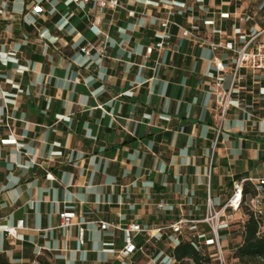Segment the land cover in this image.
I'll list each match as a JSON object with an SVG mask.
<instances>
[{
  "label": "crops",
  "instance_id": "0c3cea01",
  "mask_svg": "<svg viewBox=\"0 0 264 264\" xmlns=\"http://www.w3.org/2000/svg\"><path fill=\"white\" fill-rule=\"evenodd\" d=\"M119 1L84 14L70 0H0V264H176L170 230L140 236L123 263V233L99 223L202 219L236 181L264 196V71L241 70L224 123L210 94L215 58L229 86L260 12L240 0ZM166 20L194 37L172 25L170 46L149 56ZM86 42L106 43L107 59L84 56ZM237 217L239 234L248 217ZM20 220L19 238L3 232ZM205 226L193 229L203 244Z\"/></svg>",
  "mask_w": 264,
  "mask_h": 264
},
{
  "label": "built area",
  "instance_id": "2783aa9c",
  "mask_svg": "<svg viewBox=\"0 0 264 264\" xmlns=\"http://www.w3.org/2000/svg\"><path fill=\"white\" fill-rule=\"evenodd\" d=\"M77 9L85 14V11L90 5H98L101 9H110L117 10L122 8V5L119 0H70ZM167 9L171 11V14H174L172 11L175 8L174 3L166 6ZM262 10V7L258 9ZM258 10L255 12L257 13ZM134 13H132L133 15ZM244 21V19H241ZM245 21H247L245 19ZM100 20L93 23V27H98ZM176 26L179 29H182L178 24L166 20L162 22V28L164 29L161 33L160 41L147 49V54L151 56L155 50L164 51L170 46L169 34L167 30L170 26ZM182 35L185 38H193L194 34L191 30L182 29ZM213 50L217 51L221 48L220 45L210 44ZM94 51H97L102 60L107 59L108 52L106 43L101 44L99 47L95 46L90 42H86L84 46L81 47V53L84 56L93 58ZM237 52V62L235 65V70L232 75L231 84L228 86L226 82V64L219 58H215L214 67H215V77L214 83L211 86L210 94L213 96L215 110L220 114L221 122L224 123L226 118L231 110L234 102V95L238 91V85L241 81L240 72L243 69H251L253 71H264V29L257 30L251 38L245 43V45ZM158 65V64H156ZM7 119H10L8 117ZM9 127V126H8ZM246 181H236L233 185V194L223 205H216L211 197H209L207 205V213L202 219H190V218H180L177 221L170 224L167 228H158L153 229L149 226H143L139 223H131L125 227L113 225L108 222H100V229L107 231L109 229H115L121 231L124 236V246L118 252V259L121 262H126L131 259L140 249L137 239L140 236H148L151 239L159 241L161 239L162 233L165 230H170L172 235L175 236V241L180 244V236H183L187 230L196 228L199 225H206L210 231L211 242L210 243H201L197 237L199 236L197 232L190 234V238L193 243L200 248L205 246L206 252H214L215 259L219 264L226 263V254L223 245L222 232L224 230H229L230 226L238 221H241V218L237 216H242L244 209H247L255 218L261 223H264V196L258 194L255 196L247 195L245 193V184ZM261 184L264 185V179L261 180ZM164 205L160 204L158 206L159 210H162ZM62 220V227L64 229H70L74 226L73 217L70 216L67 212H64L60 215ZM24 227V221L20 220L16 227L5 228L3 232L8 234L14 239L19 238V233ZM261 234H263V227H261ZM81 244H84V229H81ZM176 261V260H175ZM176 264L177 263L176 261ZM184 264V263H180Z\"/></svg>",
  "mask_w": 264,
  "mask_h": 264
},
{
  "label": "trees",
  "instance_id": "16d2710c",
  "mask_svg": "<svg viewBox=\"0 0 264 264\" xmlns=\"http://www.w3.org/2000/svg\"><path fill=\"white\" fill-rule=\"evenodd\" d=\"M246 194L257 195L256 192H251L245 187ZM247 215V220L243 223L239 233V245L234 252V257L238 260L239 264H264V234H261V227L264 223L259 222L247 210L244 209ZM204 230L209 231L208 226ZM194 230H187V232L180 236V244L173 252V258L177 263H185L192 261L194 264H219L215 259L214 252H206L205 246L198 248L190 238ZM2 258L0 262L2 263ZM227 263V260H226Z\"/></svg>",
  "mask_w": 264,
  "mask_h": 264
},
{
  "label": "rangeland",
  "instance_id": "374dc122",
  "mask_svg": "<svg viewBox=\"0 0 264 264\" xmlns=\"http://www.w3.org/2000/svg\"><path fill=\"white\" fill-rule=\"evenodd\" d=\"M240 1L243 4L244 3L249 4L250 10H253V8H256L258 10L260 7H262V10L260 11L258 10V12H260L259 14L260 22L264 24V0H240ZM236 226H239V224L236 225V223H234L233 225L230 226L229 230H226L227 235L231 233L230 235H228L229 246L227 248V253H225L227 264H239L238 260L234 257V252L237 250L240 240L238 234V228Z\"/></svg>",
  "mask_w": 264,
  "mask_h": 264
}]
</instances>
